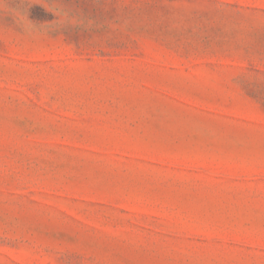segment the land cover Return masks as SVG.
<instances>
[{"label":"rangeland","instance_id":"1","mask_svg":"<svg viewBox=\"0 0 264 264\" xmlns=\"http://www.w3.org/2000/svg\"><path fill=\"white\" fill-rule=\"evenodd\" d=\"M0 264H264V0H0Z\"/></svg>","mask_w":264,"mask_h":264}]
</instances>
